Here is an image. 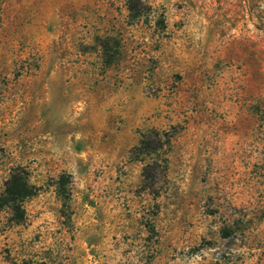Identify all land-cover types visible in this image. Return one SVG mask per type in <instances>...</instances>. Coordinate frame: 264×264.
I'll use <instances>...</instances> for the list:
<instances>
[{
  "label": "rangeland",
  "instance_id": "374dc122",
  "mask_svg": "<svg viewBox=\"0 0 264 264\" xmlns=\"http://www.w3.org/2000/svg\"><path fill=\"white\" fill-rule=\"evenodd\" d=\"M145 2L0 0V264H264V0Z\"/></svg>",
  "mask_w": 264,
  "mask_h": 264
},
{
  "label": "trees",
  "instance_id": "16d2710c",
  "mask_svg": "<svg viewBox=\"0 0 264 264\" xmlns=\"http://www.w3.org/2000/svg\"><path fill=\"white\" fill-rule=\"evenodd\" d=\"M126 8L128 10L129 19L137 20L142 16L144 10L149 9V5L145 0H126ZM95 46L99 49L102 63L108 66L113 63L114 59L119 53L120 41L118 37L111 33L95 34L94 37ZM158 131L155 132V136H159ZM169 137L166 141L168 142ZM139 144L143 149L151 148L153 152L158 151L159 139L148 140L142 137ZM153 144V146H152ZM33 185L27 181V172L21 168H15L11 171L7 185L4 190V195L0 199V204L7 205L17 215L21 212V204L25 197L33 194Z\"/></svg>",
  "mask_w": 264,
  "mask_h": 264
}]
</instances>
